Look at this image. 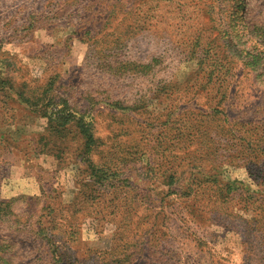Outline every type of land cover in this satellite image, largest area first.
I'll use <instances>...</instances> for the list:
<instances>
[{
  "label": "rangeland",
  "instance_id": "rangeland-1",
  "mask_svg": "<svg viewBox=\"0 0 264 264\" xmlns=\"http://www.w3.org/2000/svg\"><path fill=\"white\" fill-rule=\"evenodd\" d=\"M0 264H264V0H0Z\"/></svg>",
  "mask_w": 264,
  "mask_h": 264
}]
</instances>
